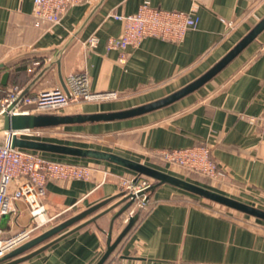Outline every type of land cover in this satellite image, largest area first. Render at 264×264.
Returning a JSON list of instances; mask_svg holds the SVG:
<instances>
[{
  "label": "crops",
  "instance_id": "obj_1",
  "mask_svg": "<svg viewBox=\"0 0 264 264\" xmlns=\"http://www.w3.org/2000/svg\"><path fill=\"white\" fill-rule=\"evenodd\" d=\"M97 2L85 0L72 6L59 24H52L35 16L34 0H0V64H4L0 74L3 77L4 73H10L7 84L2 83L1 95L15 86H28ZM142 3L168 10L188 11L195 7L199 24L179 42L148 37L138 47H129L128 58L121 61L120 50L108 47L109 38L120 36L124 30V22L113 14L134 13ZM263 17L264 0H105L63 53L62 71L65 79L85 72L93 92H116L118 97L72 104L69 109L74 111L64 113L122 110L171 94L208 71ZM57 86L61 82L55 66L29 94ZM263 115L264 31L214 78L169 106L126 120L63 125L124 123L122 127L130 129L136 139H127L121 150L47 138L46 134L62 126L37 129L40 134L34 130L22 135L116 152L170 173L160 163L157 150L207 143L220 165V176L213 180L217 190L264 208V121L260 119ZM35 152L60 161L91 164L92 176L87 180L49 179L42 200L45 205L42 220L31 215L26 202L19 201L6 214L8 218L0 222L1 238L5 241L29 233L15 247L20 246L83 210L115 197L97 212L19 256L115 206L97 221L16 263L96 264L107 249L113 218L125 204H119L124 191L121 177L135 178L137 172L109 161ZM142 178L153 183L150 177ZM142 203L143 198H138L115 219L112 240ZM105 264H264V221L241 218L165 183L151 194L137 222Z\"/></svg>",
  "mask_w": 264,
  "mask_h": 264
},
{
  "label": "built area",
  "instance_id": "obj_2",
  "mask_svg": "<svg viewBox=\"0 0 264 264\" xmlns=\"http://www.w3.org/2000/svg\"><path fill=\"white\" fill-rule=\"evenodd\" d=\"M85 0H34L36 17L59 24L67 10ZM196 8L191 10H168L142 3L139 9L129 14H113L124 22V30L120 36H111L108 47L120 50V60L128 58V48L138 47L148 37H158L172 42L183 40L187 32L195 29L200 21ZM92 43L94 38L90 40ZM70 95L62 86L43 90L37 94H27L15 112L36 110L55 111L66 107L81 98L87 100L111 99L118 97L116 92H93L87 73L72 74L66 78ZM23 88L15 86L7 93L3 91L2 75L0 74V112L6 110L19 96ZM264 121V115L261 118ZM30 131L27 133H32ZM38 134L41 131L36 130ZM158 157L168 163L181 165L185 168L217 179L220 176V165L212 155V148L207 143L191 147L159 149ZM94 166L75 162L60 161L41 155L40 153L0 146V222L4 215L13 210L19 201L26 202L31 215L42 220L45 212L43 197L46 195V184L49 179L87 180L92 176ZM133 179L121 177L124 190L137 192L150 185L144 178L133 185ZM29 236V233L18 234L4 241L0 231V256H3Z\"/></svg>",
  "mask_w": 264,
  "mask_h": 264
},
{
  "label": "water",
  "instance_id": "obj_3",
  "mask_svg": "<svg viewBox=\"0 0 264 264\" xmlns=\"http://www.w3.org/2000/svg\"><path fill=\"white\" fill-rule=\"evenodd\" d=\"M105 0H98L91 12L82 22V24L77 28V30L72 34V36L60 47L58 48L56 54L48 62L41 71L33 78V80L23 88L19 96L9 105V107L0 112V146H10L13 148H21L29 151H41L55 154H63L68 156L76 157H86L93 158L103 161H109L125 168L131 169L137 172V176L133 179V185H136L142 177L147 176L153 180L149 186L133 192L131 189L124 190L121 192L123 198L120 203H124V206L115 214L111 230L108 232L107 249L103 256L96 264H105L117 245L125 237V235L133 228L137 222L144 204H146L150 198L151 194L162 184L168 183L176 186L180 189L193 193L203 199L210 201L214 204L228 208L236 212L243 213L251 218L264 221V208L248 203L246 201L240 200L234 196L226 194L224 192L218 191L216 189L210 188L208 186L202 185L198 182L192 181L190 179L181 177L179 175L170 173L163 169L151 166L144 162L129 158L127 156L118 154L116 152L102 150L98 148L82 147L77 145L49 142L39 139L28 138L23 136V133L34 131L41 128H50L63 125H78V124H88V123H100V122H112L126 120L141 116L158 109L169 106L176 101L182 99L183 97L195 92L201 88L204 84L214 78L220 71H222L229 63H231L246 47H248L257 37L264 31V17L260 20L258 24L248 32L223 58H221L215 65H213L208 71L202 74L200 77L185 85L184 87L168 94L162 98L137 105L134 107L114 110V111H101V112H91V113H58V112H15V108L20 104L23 98L29 94L34 86L40 82L47 73L57 66L59 79L61 86L70 95V90L67 85L66 79L62 71V55L65 50L73 43L76 37L80 34L85 25L89 22L92 16L100 8ZM4 67V64H0V68ZM10 73H4L2 77V83L7 84ZM143 198V203L140 209L130 216L129 222L119 234V236L112 240V227L114 225L115 219L127 211L132 204L138 199ZM114 198L106 199L92 207H89L82 212L64 220L63 222L53 226L40 236L31 239L28 242L21 244L10 250L3 256H0V264H16L25 261L34 255L46 250L52 244L65 237L69 233L78 230L89 223L95 222L112 210L115 206H111L92 218L81 222L76 227L68 230L56 239L44 244L43 246L37 248L36 250L29 252L23 256H19L26 251L32 249L41 242L49 239L50 237L61 233L65 229L71 227L72 225L79 223L89 215L97 212L102 207L110 203ZM8 218L7 215L3 216V220Z\"/></svg>",
  "mask_w": 264,
  "mask_h": 264
},
{
  "label": "rangeland",
  "instance_id": "obj_4",
  "mask_svg": "<svg viewBox=\"0 0 264 264\" xmlns=\"http://www.w3.org/2000/svg\"><path fill=\"white\" fill-rule=\"evenodd\" d=\"M117 98V97H116ZM101 100V99H100ZM103 100V99H102ZM99 100H87L84 98H81L77 101L71 102L69 105H67L64 108H61L60 113L64 112H73L74 110L69 109L72 104H83L85 102H98ZM122 124H112V125H106V124H99V125H87V126H81V127H60L52 132H49L46 134L47 138H50L54 141L59 142H65V143H75V144H82L87 146H93L98 148H104V149H117L121 150L126 140L129 139L135 140L131 135L130 129L127 127H122ZM124 150V149H123ZM160 163L164 164V167L168 170H170L172 173L178 174L181 177L191 179L193 181H196L198 183H201L202 185L208 186L210 188L217 190V184L215 182L208 180L205 176H203L202 173L191 170L189 168H185L181 165H177L174 163H168L163 160H159ZM168 163V164H166ZM217 187V188H216ZM219 208L226 210L227 212H233L239 217H248L247 215L236 212L233 210H229L226 207L217 205ZM253 219V218H252Z\"/></svg>",
  "mask_w": 264,
  "mask_h": 264
}]
</instances>
